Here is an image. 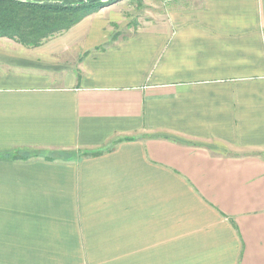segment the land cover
<instances>
[{"label":"crops","instance_id":"0c3cea01","mask_svg":"<svg viewBox=\"0 0 264 264\" xmlns=\"http://www.w3.org/2000/svg\"><path fill=\"white\" fill-rule=\"evenodd\" d=\"M184 2L0 37V264H264V0Z\"/></svg>","mask_w":264,"mask_h":264},{"label":"trees","instance_id":"16d2710c","mask_svg":"<svg viewBox=\"0 0 264 264\" xmlns=\"http://www.w3.org/2000/svg\"><path fill=\"white\" fill-rule=\"evenodd\" d=\"M103 5L105 3L102 2L63 4L0 0V37L13 39L29 47H37L70 30ZM117 37L115 35L113 40ZM15 154L25 158L39 155L53 158L52 152L42 150L25 149Z\"/></svg>","mask_w":264,"mask_h":264},{"label":"rangeland","instance_id":"374dc122","mask_svg":"<svg viewBox=\"0 0 264 264\" xmlns=\"http://www.w3.org/2000/svg\"><path fill=\"white\" fill-rule=\"evenodd\" d=\"M120 2V6L117 10L124 17L122 24L124 25L121 33L128 34L134 31L138 24H140L145 19L151 17L162 16L169 9L182 7L186 2L185 0H110L105 2V4H110L112 2ZM126 24H129L132 30L126 28Z\"/></svg>","mask_w":264,"mask_h":264},{"label":"water","instance_id":"95a60500","mask_svg":"<svg viewBox=\"0 0 264 264\" xmlns=\"http://www.w3.org/2000/svg\"><path fill=\"white\" fill-rule=\"evenodd\" d=\"M24 2H35V3H63V4H78L82 2H102L105 3L110 0H19Z\"/></svg>","mask_w":264,"mask_h":264}]
</instances>
